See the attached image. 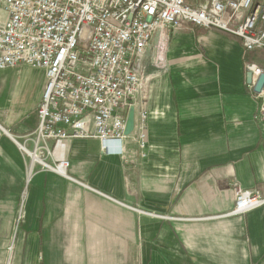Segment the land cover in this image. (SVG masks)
I'll return each mask as SVG.
<instances>
[{"label":"crops","instance_id":"crops-1","mask_svg":"<svg viewBox=\"0 0 264 264\" xmlns=\"http://www.w3.org/2000/svg\"><path fill=\"white\" fill-rule=\"evenodd\" d=\"M251 63L264 53L229 33L173 28L137 99L147 155L135 135L47 141L42 155L69 160V178L29 168L20 147L34 149L45 70L0 69V264H264V206L230 214L239 189L264 198Z\"/></svg>","mask_w":264,"mask_h":264},{"label":"built area","instance_id":"built-area-1","mask_svg":"<svg viewBox=\"0 0 264 264\" xmlns=\"http://www.w3.org/2000/svg\"><path fill=\"white\" fill-rule=\"evenodd\" d=\"M0 7L7 13L0 22V69H44L47 77L39 127L28 136L34 149L20 147L62 176L70 161L48 162L42 153L51 156L49 140L124 144L135 135L141 156L147 155L148 113L137 99L147 88V57L164 64L173 28L217 29L239 38L246 51L264 53V0H0ZM248 70L255 74L247 86L259 101L256 118L264 134V87L255 90L264 64H248ZM131 107L135 129L128 136ZM262 206L257 191L239 189L230 214Z\"/></svg>","mask_w":264,"mask_h":264},{"label":"water","instance_id":"water-1","mask_svg":"<svg viewBox=\"0 0 264 264\" xmlns=\"http://www.w3.org/2000/svg\"><path fill=\"white\" fill-rule=\"evenodd\" d=\"M247 78H248V83H252L254 81L255 74L252 71H249ZM263 87H264V74H262L257 80L255 86L256 92H261ZM135 112H136L135 107H131L125 129V133L128 136L131 135L135 129Z\"/></svg>","mask_w":264,"mask_h":264},{"label":"bare ground","instance_id":"bare-ground-1","mask_svg":"<svg viewBox=\"0 0 264 264\" xmlns=\"http://www.w3.org/2000/svg\"><path fill=\"white\" fill-rule=\"evenodd\" d=\"M28 153H30V152H28ZM30 154H32V153H30ZM32 155H33V161L31 164V168L35 165V163H43L41 158H39L38 156H36L34 154H32ZM64 176L69 178V176H68V174H66V172H64Z\"/></svg>","mask_w":264,"mask_h":264},{"label":"rangeland","instance_id":"rangeland-1","mask_svg":"<svg viewBox=\"0 0 264 264\" xmlns=\"http://www.w3.org/2000/svg\"><path fill=\"white\" fill-rule=\"evenodd\" d=\"M189 1H194V0H189ZM257 1H261V0H257ZM158 65V64H157ZM158 66H160V65H158ZM28 167L30 168L31 167V164H32V158L30 157V156H28Z\"/></svg>","mask_w":264,"mask_h":264}]
</instances>
